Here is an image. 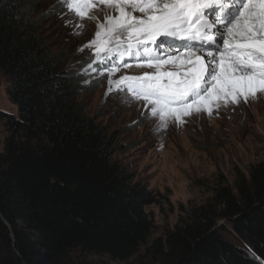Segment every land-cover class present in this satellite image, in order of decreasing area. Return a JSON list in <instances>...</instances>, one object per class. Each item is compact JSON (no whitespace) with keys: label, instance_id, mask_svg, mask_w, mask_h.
<instances>
[{"label":"trees","instance_id":"obj_1","mask_svg":"<svg viewBox=\"0 0 264 264\" xmlns=\"http://www.w3.org/2000/svg\"><path fill=\"white\" fill-rule=\"evenodd\" d=\"M31 1L0 0V73L17 108L0 109V264H58L74 252L128 261L150 237L155 194L85 114L79 76L29 21ZM183 211L148 248L158 264H264V161L232 185L221 176Z\"/></svg>","mask_w":264,"mask_h":264},{"label":"rangeland","instance_id":"obj_2","mask_svg":"<svg viewBox=\"0 0 264 264\" xmlns=\"http://www.w3.org/2000/svg\"><path fill=\"white\" fill-rule=\"evenodd\" d=\"M26 9L37 33L53 52L63 54L65 68L79 76L77 101L85 114L114 136L121 164L143 181L156 198L145 208L153 222L150 237L128 261L74 252L58 264H158L148 248L156 238L173 229L183 210L205 202L221 176L232 185L236 171L248 176L252 165L264 161V98L248 104L222 105L211 115L205 112L185 118L182 124L170 120L166 130L160 129L158 119L143 115L150 106L140 101L123 102L122 95L109 91L115 89L110 80L153 69L137 68L134 65L138 61L129 57L124 60L133 67L124 68L123 61H117L118 70L114 72L96 64L89 68L84 62L86 53L78 49L94 38L96 22L83 21L86 26L81 29L80 21L59 0H32ZM107 12L114 14L111 9ZM91 14L103 21V15L95 9ZM78 32L82 34L77 35ZM162 70L175 69L165 66ZM8 86V78L0 73V109L16 115ZM7 135L4 121L0 120V153ZM221 223L230 229L225 221ZM225 234L240 245L232 232Z\"/></svg>","mask_w":264,"mask_h":264},{"label":"snow or ice","instance_id":"obj_3","mask_svg":"<svg viewBox=\"0 0 264 264\" xmlns=\"http://www.w3.org/2000/svg\"><path fill=\"white\" fill-rule=\"evenodd\" d=\"M80 21L96 22L94 38L78 49L84 62L108 72L154 71L111 81L123 102L150 106L160 129L170 120L209 115L222 105L264 98V0H59ZM103 6V7H101ZM95 9L103 15L101 22ZM107 9L114 14L109 15ZM77 35L82 33L78 32ZM90 61V62H89ZM112 65L109 68V65ZM165 66L173 71L162 70Z\"/></svg>","mask_w":264,"mask_h":264}]
</instances>
